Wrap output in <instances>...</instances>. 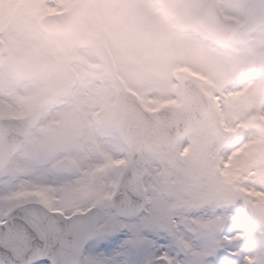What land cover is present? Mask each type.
I'll return each mask as SVG.
<instances>
[{
  "label": "snow or ice",
  "instance_id": "1",
  "mask_svg": "<svg viewBox=\"0 0 264 264\" xmlns=\"http://www.w3.org/2000/svg\"><path fill=\"white\" fill-rule=\"evenodd\" d=\"M0 264H264V0H0Z\"/></svg>",
  "mask_w": 264,
  "mask_h": 264
}]
</instances>
